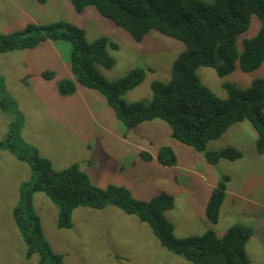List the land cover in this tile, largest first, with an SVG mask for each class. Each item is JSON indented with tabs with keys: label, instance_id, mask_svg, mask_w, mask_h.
<instances>
[{
	"label": "rangeland",
	"instance_id": "374dc122",
	"mask_svg": "<svg viewBox=\"0 0 264 264\" xmlns=\"http://www.w3.org/2000/svg\"><path fill=\"white\" fill-rule=\"evenodd\" d=\"M60 21L83 29L88 42L105 37L117 46L116 50L107 49L115 61L113 68L97 66L106 80H116L137 67L144 69V81L123 95L126 103L149 104L150 84L168 82L172 63L184 50L182 43L154 31L135 43L94 8L77 14L68 0H0L1 34L20 31L30 23ZM259 28L260 22L252 17L249 30L237 39L239 51L242 41L254 37ZM70 52L69 43L47 40L32 50L0 53V83L16 103L23 143L48 159L57 171L78 165L98 188L122 186L143 201L160 192L173 196L174 208L166 218L177 238L199 236L208 230L221 237L235 224L246 226L252 232L246 245L249 264H264V155L256 151V133L249 122L231 126L206 145V151L212 152L235 149L241 158L209 165L203 154L173 140L169 127L160 120L128 130L98 92L76 85L74 95L60 96L58 83L64 79L74 82ZM46 71L54 74L53 79L42 77ZM196 74L204 86L225 99L224 83L245 90L254 80H264V62L253 72L236 69L222 78L213 68L200 67ZM16 117L0 111V140ZM163 146L173 149L175 166L162 167L156 162ZM139 152L150 154L153 160L142 162ZM225 176L229 177L226 197L219 220L212 225L205 216L206 204ZM30 178L26 163L0 151V264H39L37 254L26 258V246L12 216L20 185ZM33 210L45 240L63 264H191L162 248L146 224L114 207L77 208L70 229L57 228L58 209L44 194L33 195Z\"/></svg>",
	"mask_w": 264,
	"mask_h": 264
},
{
	"label": "trees",
	"instance_id": "16d2710c",
	"mask_svg": "<svg viewBox=\"0 0 264 264\" xmlns=\"http://www.w3.org/2000/svg\"><path fill=\"white\" fill-rule=\"evenodd\" d=\"M43 1V0H40ZM77 14L92 7L103 18L127 32L135 43L154 31L183 44L184 50L172 63L166 83L150 84L151 101L126 103L123 95L138 87L145 79L141 67L124 76L106 80L97 66L111 70L115 65L107 49L117 46L105 37L88 42L85 31L66 22L46 25L27 24L22 30L0 33V53L32 50L47 40L67 42L71 46L70 79L57 85L62 97L76 93V85L98 92L116 119L128 130L145 122L160 120L170 129V137L203 154L209 165L221 160L235 161L241 153L232 148L206 151V145L219 139L231 126L249 122L256 133V151L264 155V80H254L240 90L224 83L226 98H218L204 86L197 70L213 68L222 78L239 69L250 73L264 62V0H68ZM252 17L260 22L257 34L242 41L239 51L237 39L246 33ZM51 80V71L42 73ZM0 111L15 114L5 137L0 140V151L5 150L26 163L31 178L20 185L19 202L12 211L14 223L26 246V258L37 254L39 264H63L62 257L52 252L45 240L39 217L33 210V195L44 194L57 207V228L70 229L72 215L77 208L103 210L114 207L128 216H135L146 224L159 245L191 264H249L246 245L252 232L243 225L229 227L221 236L208 230L199 236L177 238L174 226L166 218L175 200L166 192L147 201L136 200L122 186L98 188L86 173L74 164L57 171L51 162L25 145L21 139V121L16 103L0 83ZM142 161L150 163V154L140 152ZM162 167L176 165L172 148L163 146L156 156ZM213 189L205 208V216L215 225L226 197L229 177H222Z\"/></svg>",
	"mask_w": 264,
	"mask_h": 264
},
{
	"label": "crops",
	"instance_id": "0c3cea01",
	"mask_svg": "<svg viewBox=\"0 0 264 264\" xmlns=\"http://www.w3.org/2000/svg\"><path fill=\"white\" fill-rule=\"evenodd\" d=\"M77 92V91H76ZM140 153V152H139ZM139 153H138V157H139ZM139 159H140V157H139ZM141 160V159H140ZM142 161V160H141ZM142 162H144V161H142ZM144 163H147V162H144ZM201 178V180H204V178H202V177H200ZM176 183H177V180H176Z\"/></svg>",
	"mask_w": 264,
	"mask_h": 264
}]
</instances>
